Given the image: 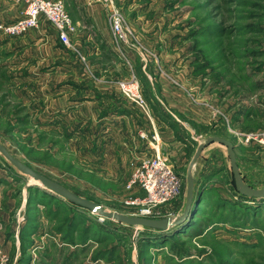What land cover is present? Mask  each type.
Returning <instances> with one entry per match:
<instances>
[{"label":"rangeland","instance_id":"374dc122","mask_svg":"<svg viewBox=\"0 0 264 264\" xmlns=\"http://www.w3.org/2000/svg\"><path fill=\"white\" fill-rule=\"evenodd\" d=\"M0 1L16 5L20 12L10 19L0 5V22L11 23L22 15L17 0ZM62 1L74 19L90 0ZM113 4L124 11L134 34L131 47L142 44L144 55L148 52L158 67L162 60L173 77L174 69L188 77L193 86L184 87L188 97L212 110V125H204L206 136L200 142L213 135L233 140L243 177H253L247 179L249 184L262 189L264 151L244 135L264 128V0ZM44 22L47 38L56 30ZM41 25L18 36L0 32L1 143L106 211L146 217L129 202L144 195L127 187L136 159L127 156L126 145L115 133L110 141L100 138L98 112L90 117L83 107L84 65L71 63L75 52L59 41V49H51L46 39L35 43ZM130 74L141 84V78ZM68 90L79 96L74 104H68ZM214 145L219 153L212 167L193 168V210L182 224L162 232L104 217L63 198L38 185L0 152V264H264V197L243 199L234 185L230 157H223L226 146ZM191 160L179 170L181 195L156 208L154 218L176 220L183 214ZM190 221L195 227L206 223L200 236L183 228ZM160 233L165 240L156 238Z\"/></svg>","mask_w":264,"mask_h":264},{"label":"crops","instance_id":"0c3cea01","mask_svg":"<svg viewBox=\"0 0 264 264\" xmlns=\"http://www.w3.org/2000/svg\"><path fill=\"white\" fill-rule=\"evenodd\" d=\"M17 2L21 11H24L23 4L18 0ZM87 3L89 6L84 8L81 17L73 19L78 29L72 35V43L69 47L75 52L74 54L78 55L77 57L72 55L75 59L71 63L83 64L85 69L81 74L83 89L80 88L85 98L84 110L89 112L90 117L94 110L98 112L99 127L102 129L100 138L110 141L112 133H115L116 137L122 139L123 144L126 145L125 150L129 153L127 156L131 155L133 160L153 154V143L150 142V138L153 134H157L163 155L180 173L182 165L193 158L197 146L201 143L200 139L206 136L204 125H212V110H207L202 105H195L184 90V87L191 84L188 77L184 79V75L175 69L174 74L179 75L176 74V77H173L166 67L168 65H165L162 60L159 66L160 71L156 65L157 62L150 54L147 52L144 55L141 43V46L137 45L135 48L125 47L123 49L125 52L122 53L113 38L105 5L97 0L87 1ZM0 5L7 11L10 19L20 15L16 5L5 1H0ZM45 25L47 23L42 20L41 35L35 43L38 44L46 39L51 49L54 47L59 49L57 41L62 42L54 30H51V36L44 37L48 35V27ZM58 57L60 59V56ZM80 57L84 61L81 62ZM71 65L73 64H68V67ZM130 73H135L139 79L141 78V84L142 75L144 76L145 83L142 84V90L150 107L148 113L121 94L119 80L130 79L132 77ZM189 87L193 89V86ZM75 98L79 99V96H73V92L68 90V104H74ZM103 111L107 113L102 115ZM88 120L89 118L86 119ZM200 125H203L201 129L198 128ZM143 134L147 137H143ZM215 142L202 150L195 169L199 167L208 171L212 167L219 153L214 145ZM216 151H218L217 154H215ZM224 151L223 157H227V150ZM235 152L238 158L236 144ZM262 157H264V152H262ZM240 170L242 171L241 168ZM252 178L250 176L245 179L251 180ZM137 191L144 193L139 189H136Z\"/></svg>","mask_w":264,"mask_h":264},{"label":"built area","instance_id":"2783aa9c","mask_svg":"<svg viewBox=\"0 0 264 264\" xmlns=\"http://www.w3.org/2000/svg\"><path fill=\"white\" fill-rule=\"evenodd\" d=\"M24 6L22 16L16 21L0 22V32L7 36H18L31 29L40 27L42 20L49 22L57 32L59 40L65 46H71L72 35L77 32L78 26L67 11L62 0H18ZM91 1V0H90ZM108 9V20L115 43L120 51L134 44L130 40L132 33L126 23L125 13L113 4V0H97ZM119 88L130 102L138 105L144 112H150L149 104L142 92L141 84L136 76L129 80H120ZM248 140H255L264 151V128L258 132L244 135ZM143 137H147L143 134ZM159 137L153 134L150 142L153 143V154L135 160L132 163L131 177L127 187L135 191L139 189L144 195L137 196L134 201H129L138 206L139 214L153 217L154 211L181 195L183 178L175 167L163 155L159 144ZM154 218V217H153Z\"/></svg>","mask_w":264,"mask_h":264},{"label":"water","instance_id":"95a60500","mask_svg":"<svg viewBox=\"0 0 264 264\" xmlns=\"http://www.w3.org/2000/svg\"><path fill=\"white\" fill-rule=\"evenodd\" d=\"M220 142L227 148V153L230 157L231 161V169L234 175V183L238 192L243 196H248L249 198H256L260 199L264 197V187L262 189L255 188L249 184L247 179H245L239 169L238 165V158L237 153L235 152V143L231 139H227L222 136L213 135L208 136L207 139L200 143L197 146L195 151V155L193 156L192 160L188 166V175H187V194H186V205L183 211V214L180 216L179 219H171L169 217L164 219L158 218H149V217H141V216H129L127 214L118 213V212H109L106 211L103 206L97 202H94L88 198H85L73 190L69 189L62 183L58 182L57 180L37 171L33 167L29 166L21 159L17 158L13 155L9 149L0 141V152L22 173L32 176L36 181H38V185L44 186L45 188L53 191L55 194L66 198L80 206L89 208L92 212H99L104 217L114 218L118 221L130 224V225H142L145 227L154 228L160 231H167L170 227H174L180 225L184 222L185 218L193 210L194 206V197L196 192L195 180L193 178L192 172L193 168L195 167L199 157L202 155V150L212 144L213 142Z\"/></svg>","mask_w":264,"mask_h":264},{"label":"trees","instance_id":"16d2710c","mask_svg":"<svg viewBox=\"0 0 264 264\" xmlns=\"http://www.w3.org/2000/svg\"><path fill=\"white\" fill-rule=\"evenodd\" d=\"M145 83V79H144V76L142 75V84H144ZM143 91V90H142ZM143 93H144V91H143ZM144 96H145V94H144ZM146 98V97H145ZM234 177V176H233ZM234 181V180H233ZM234 185H235V183H234ZM242 197H243V199H245V200H255L256 198H249L248 196L246 197V196H243V195H241ZM194 217H196L197 216V212L195 213L194 212ZM204 227H206V223L204 222V223H202V222H199V225L198 226H194V224H193V221H190L189 223H187L183 228L186 230V229H189V232L191 233V235H193V236H200V234L204 231ZM184 229H183V231H184ZM179 231V230H178ZM183 231H181V232H179V233H183ZM159 232H162V231H159ZM162 234V235H161ZM164 233H160L159 235H158V237H156L158 240H165V235H163ZM169 238V237H168Z\"/></svg>","mask_w":264,"mask_h":264}]
</instances>
